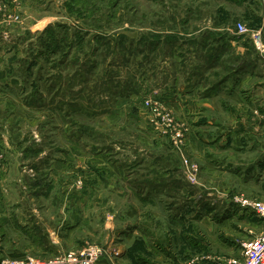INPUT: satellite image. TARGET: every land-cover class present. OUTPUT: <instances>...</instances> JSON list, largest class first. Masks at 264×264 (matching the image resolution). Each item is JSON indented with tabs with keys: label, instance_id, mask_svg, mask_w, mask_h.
<instances>
[{
	"label": "rangeland",
	"instance_id": "374dc122",
	"mask_svg": "<svg viewBox=\"0 0 264 264\" xmlns=\"http://www.w3.org/2000/svg\"><path fill=\"white\" fill-rule=\"evenodd\" d=\"M255 31L264 0H0V260L240 259L263 228L241 201L264 198Z\"/></svg>",
	"mask_w": 264,
	"mask_h": 264
},
{
	"label": "built area",
	"instance_id": "2783aa9c",
	"mask_svg": "<svg viewBox=\"0 0 264 264\" xmlns=\"http://www.w3.org/2000/svg\"><path fill=\"white\" fill-rule=\"evenodd\" d=\"M236 29L241 34L249 31L243 23H238ZM251 38L255 48L264 53V33L252 32ZM241 201L262 220L263 228L243 245L242 257L232 258L227 264H264V200L245 197ZM103 257L104 253L97 246H83L70 250H59L48 258L30 255L8 257L0 260V264H99Z\"/></svg>",
	"mask_w": 264,
	"mask_h": 264
},
{
	"label": "crops",
	"instance_id": "0c3cea01",
	"mask_svg": "<svg viewBox=\"0 0 264 264\" xmlns=\"http://www.w3.org/2000/svg\"><path fill=\"white\" fill-rule=\"evenodd\" d=\"M244 83L245 82H242V84L241 85H239V87H243V85H244ZM240 88V89H241ZM252 88H254V87H250V88H247V89H249V90H251ZM239 89V91L240 92H243V91H248L247 89H241L240 90ZM236 89H234V93H233V95H231L233 98H232V100L234 101V103H233V105H234V107H235V105H237L238 104V102L239 103H242V104H245L246 102H250V100L249 99H244V98H242V99H240V98H237V93H236V91H235ZM194 92L196 91V89L195 90H193ZM193 92H191V93H189V94H185L184 95V97H187L186 95H190V96H192L193 94H192ZM219 97H221L220 95H218V98ZM207 100V99H206ZM214 101V100H213ZM218 102L220 101L219 99L217 100ZM264 101V100H263ZM206 105H207V103H206ZM207 107V106H206ZM186 113H188V110H186ZM159 138H161V137H159ZM189 139L191 140V141H193V142H196V140H195V138H194V136H193V133H190V135H189ZM202 144L204 145V146H206V144H204V142H203V138H202ZM201 144V145H202ZM185 151H186V149H185ZM118 169V168H117ZM176 169H178V168H176ZM117 172V171H116ZM174 176H176L175 174H174ZM162 177V176H161ZM164 177H166V176H164ZM158 179V178H157ZM155 183H159V181L158 180H156L155 181ZM180 190V189H179ZM262 200H264V198H262ZM100 263V262H99Z\"/></svg>",
	"mask_w": 264,
	"mask_h": 264
},
{
	"label": "trees",
	"instance_id": "16d2710c",
	"mask_svg": "<svg viewBox=\"0 0 264 264\" xmlns=\"http://www.w3.org/2000/svg\"><path fill=\"white\" fill-rule=\"evenodd\" d=\"M48 34L49 38H51V40H58V37L61 35V34H56V37H50V35L52 34V32H50L48 29L45 31V35ZM74 39V38H73ZM75 40V39H74ZM62 41V40H61ZM71 93V92H70ZM78 97V96H77ZM76 97V105L78 104H81V101L78 100V98ZM91 102L93 103L94 105H99V104H96L95 100H93V98H89L88 99V103ZM73 103V102H72ZM105 113V112H104Z\"/></svg>",
	"mask_w": 264,
	"mask_h": 264
}]
</instances>
